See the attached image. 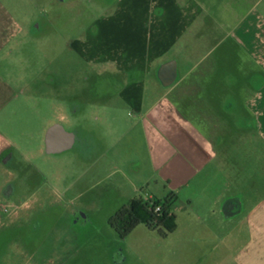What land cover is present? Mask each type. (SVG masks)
<instances>
[{
    "label": "crops",
    "instance_id": "0c3cea01",
    "mask_svg": "<svg viewBox=\"0 0 264 264\" xmlns=\"http://www.w3.org/2000/svg\"><path fill=\"white\" fill-rule=\"evenodd\" d=\"M261 1L119 0L99 17L94 32L87 30L85 37L76 41L80 57L102 66L96 73L108 80L118 100L135 114L131 128L117 134L110 150L103 149L97 161L111 151L114 169L107 178L112 177L118 186L131 184L132 192L148 187L152 193L147 197L151 200H155V194L160 200L174 196L176 221V212L185 210L194 231L214 232L217 237L210 242L207 264H264L263 195L250 199L248 194L239 197L225 193L226 188L242 184L231 179L237 176L231 173L233 167L240 169L230 155L236 147L246 145L247 140L254 144L251 152L264 166L263 149L258 147L264 142ZM31 5L32 0H0V117L18 104L24 94L20 87L28 86L23 75L12 73L11 64L31 37L30 28L35 22V6ZM226 41L230 43L228 48L239 50L255 65L250 67L249 98L244 104L252 116L242 108L246 113L243 124L237 127L234 123V134L220 129L215 122L220 120L219 114H223L224 124L230 120L225 110L226 105L234 106L226 100L231 93L229 85L241 80L236 70L225 64L219 68L217 58L210 60ZM228 52L224 48L219 56L229 58ZM241 72L246 75L244 69ZM152 75L156 83L151 85L157 94L147 98V79ZM107 101L97 99L92 105L107 106ZM62 104L49 126L71 123V112ZM196 114L203 118V125L190 117ZM138 133L145 148L136 165L137 160L125 149L130 152L128 148L132 147L135 153ZM125 140L128 147L124 146ZM230 140L235 143L232 145ZM5 147L17 150L14 141L0 134V150ZM222 170L228 171L231 180H218ZM248 184L252 194L263 190L260 180ZM243 230L248 237L236 245L238 233Z\"/></svg>",
    "mask_w": 264,
    "mask_h": 264
},
{
    "label": "rangeland",
    "instance_id": "374dc122",
    "mask_svg": "<svg viewBox=\"0 0 264 264\" xmlns=\"http://www.w3.org/2000/svg\"><path fill=\"white\" fill-rule=\"evenodd\" d=\"M32 1L31 8L35 6L32 9L35 16L30 28L32 34L25 40L22 54L15 55L11 64L12 73L23 75L28 86L21 88L22 83L17 84L24 94L20 95L22 98L16 106L12 105L14 110L0 117V134L17 144L15 153L19 158L30 160L49 179L47 184L40 181L45 185L42 192L49 193L39 197L36 204L38 216L34 221L44 257L42 264H197L199 261L207 264L210 242L217 236L207 230L194 231L190 227V214L185 210L176 212L179 217L176 229L165 231V237L141 224L127 238L121 239L108 224L121 207L135 199L145 200L152 193L148 187L132 192L131 184L118 186L112 177L107 178L114 169L111 151L102 161H97L102 150L112 146L117 134L131 128L135 114L118 100L116 90L108 86V80L96 73L102 66L92 72L77 50L76 41L83 39L87 30L94 32L99 17L119 0ZM259 9L264 11V0ZM229 45V41L222 43L210 60L217 58L219 68L225 64L236 70V76L241 79L237 85L233 82L229 85L231 93L226 100L234 106L226 105L225 110L230 120L224 124L223 114H219L220 120L215 121L220 129L231 130L234 134V123L237 127L242 126L245 114L252 116L244 104L249 98L250 67L255 65L239 50L228 48ZM224 48L231 51L227 53L229 58L219 56ZM83 74L93 82H85ZM152 83H156L155 75L147 79V98L157 94ZM97 99L108 100L109 104L92 105ZM59 104L64 105L69 113L77 111L72 115V124H66V129L74 131L78 125L82 127L87 147L82 158L75 150L60 156H50L43 151V138ZM190 117H195V121L203 125L199 114ZM230 139L234 138L231 136ZM135 140V153L132 147L128 148L130 152L126 149L125 152L137 160V165L141 161L138 159H142L139 153H143L145 143L140 133ZM252 145L247 140L246 145L236 147L230 154L232 161L240 167H233L231 173L237 176L231 179L240 180L242 184L233 183L226 188L227 195L240 197L248 194L250 199H259L262 194L264 197V166L251 152ZM124 146L128 147L126 140ZM258 147L264 153V142ZM224 173V170L218 172V180H231L226 173L224 179ZM1 180L0 171V184ZM251 180H260L263 190L252 194L253 188L248 184ZM67 187L69 192L65 195ZM158 200L160 196L155 194L153 201ZM249 204L246 203L247 208ZM245 237L248 234L244 230L238 233L236 245Z\"/></svg>",
    "mask_w": 264,
    "mask_h": 264
},
{
    "label": "flooded vegetation",
    "instance_id": "af4514ba",
    "mask_svg": "<svg viewBox=\"0 0 264 264\" xmlns=\"http://www.w3.org/2000/svg\"><path fill=\"white\" fill-rule=\"evenodd\" d=\"M83 60L86 65H90L92 71L99 67L92 61ZM84 81L93 82L87 76ZM74 113L70 114V125ZM66 124L55 122L48 127L43 138V151L50 156H60L75 150L79 151L82 158L83 150L87 149L82 127L78 125L71 131L66 129ZM15 152L10 147L0 150V264H42L44 257L37 235L38 226L34 221L38 216L36 204L39 197L49 193L42 192L45 185L40 181L47 184L49 179L30 160L19 158ZM34 176L37 177L35 180ZM68 192L67 187L64 194ZM111 218L108 224L118 235L110 225Z\"/></svg>",
    "mask_w": 264,
    "mask_h": 264
},
{
    "label": "trees",
    "instance_id": "16d2710c",
    "mask_svg": "<svg viewBox=\"0 0 264 264\" xmlns=\"http://www.w3.org/2000/svg\"><path fill=\"white\" fill-rule=\"evenodd\" d=\"M174 196L163 200L143 202L132 200L121 207L111 218L110 225L121 238L128 237L139 225L143 224L151 230L158 231L164 237L165 231L176 229V215L173 213ZM160 207L157 211L156 208Z\"/></svg>",
    "mask_w": 264,
    "mask_h": 264
},
{
    "label": "built area",
    "instance_id": "2783aa9c",
    "mask_svg": "<svg viewBox=\"0 0 264 264\" xmlns=\"http://www.w3.org/2000/svg\"><path fill=\"white\" fill-rule=\"evenodd\" d=\"M145 201H146V202H150L151 199H150V198H147V199H145ZM156 210L159 211V210H160V207H157Z\"/></svg>",
    "mask_w": 264,
    "mask_h": 264
},
{
    "label": "water",
    "instance_id": "95a60500",
    "mask_svg": "<svg viewBox=\"0 0 264 264\" xmlns=\"http://www.w3.org/2000/svg\"><path fill=\"white\" fill-rule=\"evenodd\" d=\"M171 82H172V81H170V83H171ZM233 208H234V204H233V206L230 208V211L233 210Z\"/></svg>",
    "mask_w": 264,
    "mask_h": 264
}]
</instances>
